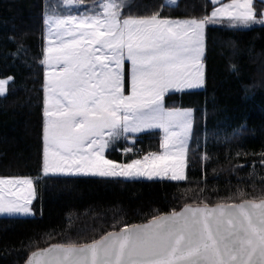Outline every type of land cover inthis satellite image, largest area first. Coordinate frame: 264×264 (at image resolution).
I'll return each mask as SVG.
<instances>
[{"label": "snow or ice", "instance_id": "obj_1", "mask_svg": "<svg viewBox=\"0 0 264 264\" xmlns=\"http://www.w3.org/2000/svg\"><path fill=\"white\" fill-rule=\"evenodd\" d=\"M209 2L210 13L187 18L164 13L178 0H166L146 14L134 12L132 0H57L45 6L40 60L45 177L187 181L193 109L170 106L167 99L204 86L209 25L264 26V0ZM11 82L13 77L0 79V96ZM150 130L162 133L160 150L140 155L135 145ZM121 142L122 154L134 158H107ZM211 159L206 150L200 156L205 165ZM258 159L264 168V152ZM252 168L251 191L240 187L244 178L238 177L235 191L220 196L218 189H209L205 167L197 187L183 193L186 202L179 210L156 212L146 222H125L115 230L117 222L98 237L37 245L25 264H264V176L258 187L255 164ZM38 179L0 177V214L34 215Z\"/></svg>", "mask_w": 264, "mask_h": 264}, {"label": "trees", "instance_id": "obj_2", "mask_svg": "<svg viewBox=\"0 0 264 264\" xmlns=\"http://www.w3.org/2000/svg\"><path fill=\"white\" fill-rule=\"evenodd\" d=\"M56 2L0 0V79L14 78L7 93L0 96V177L39 178L37 195L31 205L33 216H0V264H25L37 245L45 247L63 242L69 236L98 237L114 230L112 225L117 222L120 223L115 230L125 222H146L156 212L179 210L186 202L183 193L197 187L205 167L209 189H218L220 196L235 191L238 177L244 178L240 187L251 191L248 175L253 172V164L259 187L260 177L264 176L258 159L259 153L264 152V26L261 25L251 29L209 25L204 87L167 99L170 106L194 109L187 181L45 177L42 174V17L45 6ZM132 3L134 12L146 14L162 7L165 0H132ZM163 11L173 18L201 17L212 11V5L209 0H178L177 5L164 7ZM159 141V131L146 132L139 136L135 146L157 151ZM123 147L120 143L119 148ZM205 150L212 157L206 165L200 160ZM237 152L242 153L239 158ZM107 157L117 161L133 158L116 148L108 150ZM234 165L248 166L230 172L228 169ZM209 195L216 200L215 195ZM30 242H34L31 249Z\"/></svg>", "mask_w": 264, "mask_h": 264}, {"label": "crops", "instance_id": "obj_3", "mask_svg": "<svg viewBox=\"0 0 264 264\" xmlns=\"http://www.w3.org/2000/svg\"><path fill=\"white\" fill-rule=\"evenodd\" d=\"M165 2H166V0H165ZM204 87V86H203ZM202 87V88H203ZM202 88H199V89H202ZM191 90H196V89H191ZM184 108H190V107H184ZM191 109H193V108H191ZM193 120H194V109H193ZM152 131H159V130H150L149 132H152ZM160 132V131H159ZM161 135H162V133L160 132V138H161ZM122 144H123V146H124V143L123 142H121ZM159 143H160V141H159ZM120 147V144H117L114 148H116L117 149V151H120L121 152V149L119 148ZM110 150V149H109ZM160 149H159V144H158V149H157V151H159ZM145 152H149V151H146V150H144ZM106 156H107V152H106ZM108 158V157H107ZM134 158V157H133ZM114 161H117V160H114ZM117 162H124V161H117ZM51 175V174H50ZM49 175V176H50ZM56 175H62V174H56ZM186 175H187V169H186ZM70 176H89V177H93V176H91V175H70ZM94 177H98V176H94ZM120 178H123V177H120ZM123 179H127V180H134V179H145V180H150V179H148V178H146V177H139V178H123ZM153 179H159V178H153ZM152 180V179H151ZM0 216H9V215H6V214H0ZM20 217H23V216H20Z\"/></svg>", "mask_w": 264, "mask_h": 264}, {"label": "built area", "instance_id": "obj_4", "mask_svg": "<svg viewBox=\"0 0 264 264\" xmlns=\"http://www.w3.org/2000/svg\"><path fill=\"white\" fill-rule=\"evenodd\" d=\"M136 149L138 150L140 155L145 154L144 150L141 147L137 146Z\"/></svg>", "mask_w": 264, "mask_h": 264}, {"label": "rangeland", "instance_id": "obj_5", "mask_svg": "<svg viewBox=\"0 0 264 264\" xmlns=\"http://www.w3.org/2000/svg\"><path fill=\"white\" fill-rule=\"evenodd\" d=\"M225 2H227V1H225ZM219 25V24H218ZM63 175V174H62ZM31 216H33V215H31ZM23 217H27V216H23Z\"/></svg>", "mask_w": 264, "mask_h": 264}, {"label": "water", "instance_id": "obj_6", "mask_svg": "<svg viewBox=\"0 0 264 264\" xmlns=\"http://www.w3.org/2000/svg\"><path fill=\"white\" fill-rule=\"evenodd\" d=\"M138 224H140V223H138Z\"/></svg>", "mask_w": 264, "mask_h": 264}]
</instances>
